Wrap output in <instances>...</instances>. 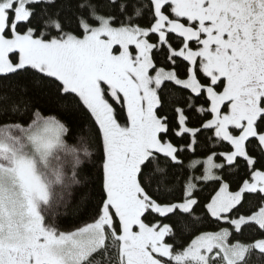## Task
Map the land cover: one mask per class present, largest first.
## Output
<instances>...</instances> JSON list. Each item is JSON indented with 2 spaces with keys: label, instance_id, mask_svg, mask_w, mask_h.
Wrapping results in <instances>:
<instances>
[{
  "label": "snow or ice",
  "instance_id": "snow-or-ice-1",
  "mask_svg": "<svg viewBox=\"0 0 264 264\" xmlns=\"http://www.w3.org/2000/svg\"><path fill=\"white\" fill-rule=\"evenodd\" d=\"M0 264H264V0H0Z\"/></svg>",
  "mask_w": 264,
  "mask_h": 264
},
{
  "label": "trees",
  "instance_id": "trees-1",
  "mask_svg": "<svg viewBox=\"0 0 264 264\" xmlns=\"http://www.w3.org/2000/svg\"><path fill=\"white\" fill-rule=\"evenodd\" d=\"M63 219V218H62ZM72 212L71 210L69 209V215H68V218L66 220H64V224L63 226L64 227H70L72 225Z\"/></svg>",
  "mask_w": 264,
  "mask_h": 264
}]
</instances>
